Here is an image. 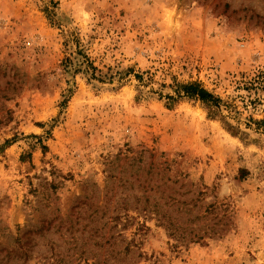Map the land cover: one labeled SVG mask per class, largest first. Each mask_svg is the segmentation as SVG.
Segmentation results:
<instances>
[{"label":"rangeland","instance_id":"rangeland-1","mask_svg":"<svg viewBox=\"0 0 264 264\" xmlns=\"http://www.w3.org/2000/svg\"><path fill=\"white\" fill-rule=\"evenodd\" d=\"M261 71L264 0H0V264H264Z\"/></svg>","mask_w":264,"mask_h":264},{"label":"trees","instance_id":"trees-1","mask_svg":"<svg viewBox=\"0 0 264 264\" xmlns=\"http://www.w3.org/2000/svg\"><path fill=\"white\" fill-rule=\"evenodd\" d=\"M262 86H264V71L259 72V74L255 75L249 81L245 82L242 89L250 93L251 91L258 90ZM176 92L179 97H188L200 101L209 109H213L214 111H216L215 113H218L220 110V106L223 105V102L219 97L214 96L211 92H209L196 82L188 84H178L176 86ZM257 123L264 124V121L261 120ZM227 125L232 132H237V129L233 128V126L228 123Z\"/></svg>","mask_w":264,"mask_h":264}]
</instances>
